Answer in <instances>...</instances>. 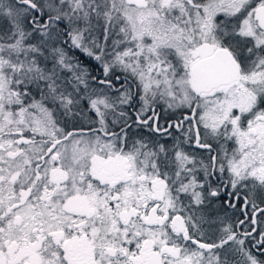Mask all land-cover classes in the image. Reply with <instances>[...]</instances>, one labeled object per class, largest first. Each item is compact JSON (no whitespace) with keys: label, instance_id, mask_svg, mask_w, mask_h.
I'll list each match as a JSON object with an SVG mask.
<instances>
[{"label":"flooded vegetation","instance_id":"obj_1","mask_svg":"<svg viewBox=\"0 0 264 264\" xmlns=\"http://www.w3.org/2000/svg\"><path fill=\"white\" fill-rule=\"evenodd\" d=\"M106 1L86 3L91 24L83 35L95 53L127 41L123 4H147ZM174 1L175 24L194 44L191 65L218 48L238 65L237 79L200 93L191 75L193 94L181 103L147 97L124 71L105 75L72 39L79 24L67 0H0V44L10 52L24 45L35 69H46L22 76L12 62L1 66L0 136L14 150L0 225L8 219L24 229L29 264L49 247L61 264H180L184 254L187 262L197 251L210 256L218 224L222 240L264 255V174L246 175L242 163L264 158V131L254 126L264 121V85L234 110L236 126L224 112L211 118L214 91L258 66L264 48L240 32L250 45L239 40L238 56L227 47L226 0ZM245 1L250 6H241L238 18L251 11L264 33V0ZM212 26L217 44L206 39ZM36 52L47 60H36ZM243 130L254 139H243Z\"/></svg>","mask_w":264,"mask_h":264},{"label":"rangeland","instance_id":"obj_2","mask_svg":"<svg viewBox=\"0 0 264 264\" xmlns=\"http://www.w3.org/2000/svg\"><path fill=\"white\" fill-rule=\"evenodd\" d=\"M97 1L99 2L97 4L107 2L106 0ZM242 1L226 0L227 13L222 20L227 22L228 30L252 36L251 40L254 46L262 50L264 48V33L257 30L251 11L241 14L242 17L238 18L237 10H240L241 6H244V8L250 6L247 1H245L247 2L245 4ZM146 2V5L140 7L123 4L121 16L126 18L124 23L128 30L127 41L125 44L121 43L117 47H113L110 51L101 49L99 52L96 51L98 55L96 59L94 57L96 54L94 51L95 44L83 35L87 30V25L91 24L90 17L85 14L90 6L86 5L87 0H67L69 12L73 14H71L72 22L79 24L72 39L76 44H81L84 47L85 55L102 64L105 75L117 70L124 71L137 80L142 93L146 94L147 97L169 99L181 103L189 99L194 91L189 69L193 61V54L190 52L194 45L193 41L191 42L188 35L182 34L175 24L173 19L174 0H146ZM217 25L215 23L214 28H217ZM213 26L210 36L206 35V39L213 44H217L218 40L213 33ZM209 27L210 23L206 21L203 30L206 32ZM200 32L201 30H199ZM23 46L21 44L18 47L19 51L10 52L6 46L0 44V78L6 76L1 71L2 64H9V62H12L16 68L22 69L19 75L33 74L37 65L31 63L34 60L31 56L28 58L30 53ZM257 63L258 66H264V57L259 58ZM258 66L248 72L242 70L238 80L232 86L214 91L212 101L215 107H212L211 110L213 122L222 118L220 113L224 112L233 126L238 124V117L235 115L234 110H240L244 107L247 101L251 99L256 89L255 86L264 85V68ZM2 81L3 78L0 79V83ZM252 82L255 85H251ZM254 126L264 131V121H255ZM240 135L246 141L254 139L250 137L246 130L241 131ZM10 141V138L2 139L0 136V203L4 201V204L8 201L6 195L11 193L9 179L13 169L14 147L10 144ZM260 152H264V144L260 148ZM248 154L251 155L247 152L244 156L248 157ZM242 158L244 160H242V163H244V168L247 171L246 175L257 171L264 174V158L261 163L256 165H251L248 163L249 159ZM215 221L219 220L212 217V224ZM213 228L214 225L211 228L212 231ZM23 230V228L16 229L8 219L0 225V264H29L31 256H25V250L29 248V244H27L26 237L22 234ZM196 253L197 257L188 262L187 254L182 255L179 259L180 264L212 263L213 252L210 256L206 255V257L201 254V251ZM37 264H61V260H56L55 254H52L49 247L40 253Z\"/></svg>","mask_w":264,"mask_h":264},{"label":"trees","instance_id":"obj_3","mask_svg":"<svg viewBox=\"0 0 264 264\" xmlns=\"http://www.w3.org/2000/svg\"><path fill=\"white\" fill-rule=\"evenodd\" d=\"M230 26V24H229ZM243 39V44L250 45L249 38H241L235 32L229 31L227 36V47L237 55V48L239 44V40ZM241 44V43H240ZM33 54H29L28 58ZM36 60L41 62L47 60L44 52H36ZM238 56V55H237ZM9 59H11L9 57ZM41 69H35V73L26 74L27 76H39L46 75L44 72L46 69H42V74L38 71ZM25 75V74H24ZM22 75V76H24ZM219 225V224H218ZM218 225H215L212 231V252L214 253L212 263L211 264H264V255L255 256L251 250H249L246 246H239L237 243L229 241L226 242L221 239V232ZM255 256V257H254Z\"/></svg>","mask_w":264,"mask_h":264},{"label":"water","instance_id":"obj_4","mask_svg":"<svg viewBox=\"0 0 264 264\" xmlns=\"http://www.w3.org/2000/svg\"><path fill=\"white\" fill-rule=\"evenodd\" d=\"M190 72L195 91L200 93L237 79L238 65L228 49L218 48L210 57L192 64ZM259 209H264V207Z\"/></svg>","mask_w":264,"mask_h":264}]
</instances>
